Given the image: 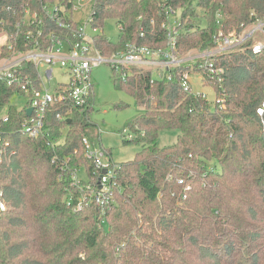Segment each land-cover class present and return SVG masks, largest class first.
I'll return each instance as SVG.
<instances>
[{"label": "trees", "instance_id": "16d2710c", "mask_svg": "<svg viewBox=\"0 0 264 264\" xmlns=\"http://www.w3.org/2000/svg\"><path fill=\"white\" fill-rule=\"evenodd\" d=\"M167 9L179 10L177 51L184 54L211 47L219 30L241 31L263 17L264 0H91L87 20L100 28L95 47L108 55L130 43L165 46ZM72 11V0H0V62L29 49L28 31L40 41L71 37L82 23ZM109 18L119 26L117 42L102 32ZM213 66L221 72L206 74L203 83L214 88L213 101L183 90L180 74L190 71L188 64L168 82L151 81L148 69L113 71L114 85L144 111L124 140L139 151L116 169L120 192L104 213L92 203L74 210L82 193L69 173L58 178L64 161L92 173L81 140L100 144L90 118L93 84L85 105L54 101L46 112L48 135L32 138L20 129L28 103L15 98L23 91L0 79V112L8 113L1 132L9 142L0 156L6 205L0 264H264V109L257 112L264 103V51L254 54L245 45L215 57ZM19 73L39 86L30 63ZM174 130L176 140L159 146L160 134Z\"/></svg>", "mask_w": 264, "mask_h": 264}, {"label": "built area", "instance_id": "2783aa9c", "mask_svg": "<svg viewBox=\"0 0 264 264\" xmlns=\"http://www.w3.org/2000/svg\"><path fill=\"white\" fill-rule=\"evenodd\" d=\"M57 9V6L53 7L55 12L52 13V16L56 14ZM45 10L50 14L49 9ZM165 14V20L161 23V27L165 29V46L152 48L147 45L130 43L125 50L108 55L97 49L93 37L87 34V27L90 25L87 19L72 30L69 38L51 36L47 40L40 41L38 36L34 37L28 31L26 38H32L29 49L25 52L14 51L10 58H5L0 62V79H5L8 85L19 87L24 93L21 98H26L25 102L28 103L27 109H32L30 115H26L22 120L21 131L32 138L48 135L49 132L45 128L46 112L54 101L68 99L74 105H85L92 93L91 72L102 64L109 65L118 74L126 67L148 69L151 81L164 82L173 80V74L178 66L188 64L191 68L190 71L180 74L181 87L185 92L206 97L203 93L191 91L189 82L191 71H199L202 83H204L206 74L221 72L220 68L213 66L215 57L226 52L243 49L245 45H248L254 54L264 51V16H256L254 21L243 27L241 31L223 32L219 30L213 37V45L209 48H199L179 54L175 28L177 24L175 19L177 18L174 20L172 18L174 10L167 9ZM93 30L97 32L98 28H93ZM25 63H30L33 67L36 80L39 81L38 87H36L33 78L19 73ZM54 66L66 69L69 79L67 82H58L57 86L50 88V83L54 79ZM22 103L24 102L22 101ZM263 109L264 103L262 108L257 109V112L261 114ZM56 117L61 119L60 114H57ZM7 121L8 113L3 110L0 112V156L9 145L8 140L4 139L1 132V125ZM123 133L127 139L133 137L130 131L124 130ZM62 140V138L50 140L47 144L53 146L54 143L62 142ZM81 142L84 157L93 166L92 173H88L80 166H69L64 161L61 163L58 178L64 179L65 175L69 173L71 176L70 185L79 187L82 195L78 197V201L73 207L74 210L81 208L84 204L92 203L104 213L113 207L116 203L115 194L120 192V186L115 178L119 164L113 163L101 142L94 144L86 136H83ZM72 199L73 195L68 193L66 202L70 204ZM5 207L0 190V211Z\"/></svg>", "mask_w": 264, "mask_h": 264}, {"label": "rangeland", "instance_id": "374dc122", "mask_svg": "<svg viewBox=\"0 0 264 264\" xmlns=\"http://www.w3.org/2000/svg\"><path fill=\"white\" fill-rule=\"evenodd\" d=\"M72 2L74 7L72 11L73 20L85 22L90 13L91 0H72ZM178 16L179 10L175 9L172 17L173 20L178 18ZM98 31H100V28H98ZM102 32L109 40L117 42L119 26L115 19H106ZM97 33L94 32L91 25H88V35L93 37ZM113 74V70L107 64H102L92 70L91 79L95 97L90 118L95 123V127L99 129L100 142L103 147L109 150V156L113 163L122 164L133 160L139 151L140 146L136 142H124L127 138L123 135V132L127 130L133 133L129 124L137 119L144 109L136 103L134 97L129 92L124 88H118L114 85ZM53 76L54 79L50 83V88L57 86L58 82H67L69 79L67 70L58 66L53 67ZM189 82L193 93H203L209 101L215 99L214 88L202 83L199 71L190 72ZM15 100H18V103L21 104L22 101H26V98H15ZM176 137V130L162 132L158 144L159 146L171 144L176 140ZM131 234L133 237L135 236L134 231Z\"/></svg>", "mask_w": 264, "mask_h": 264}, {"label": "water", "instance_id": "95a60500", "mask_svg": "<svg viewBox=\"0 0 264 264\" xmlns=\"http://www.w3.org/2000/svg\"><path fill=\"white\" fill-rule=\"evenodd\" d=\"M31 111H32V109H31V108H28V109H27V112H26V115L29 116L30 113H31Z\"/></svg>", "mask_w": 264, "mask_h": 264}]
</instances>
